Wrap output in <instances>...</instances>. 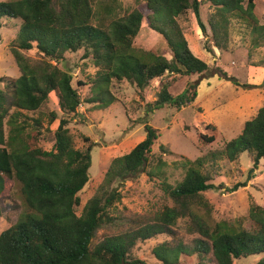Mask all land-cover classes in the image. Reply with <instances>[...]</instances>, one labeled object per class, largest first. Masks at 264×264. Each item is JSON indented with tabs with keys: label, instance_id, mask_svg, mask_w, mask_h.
Masks as SVG:
<instances>
[{
	"label": "trees",
	"instance_id": "16d2710c",
	"mask_svg": "<svg viewBox=\"0 0 264 264\" xmlns=\"http://www.w3.org/2000/svg\"><path fill=\"white\" fill-rule=\"evenodd\" d=\"M204 5L213 10L206 22L201 16ZM255 10L256 0H137L132 10L120 0L0 2V20L22 22L10 46L20 76L0 78L5 86L0 88V200L15 189L23 206L17 223L0 234V264H146L132 257L136 244L158 235H172L179 219L191 217L199 238L192 247L179 239L175 246L164 243L155 248L161 263L189 264L187 259L196 256V264H234L260 256L255 264H264V206L253 203L246 217L237 218L233 224L222 221L212 226L200 222L193 211L212 212L203 193L216 189L213 180L221 160L233 163L247 152L253 158L248 177H255L253 171L264 160V104L224 149L185 161L186 174L175 187L163 173L147 170L160 135L145 123V139L130 153L113 159L95 194L78 212L82 206L79 194L90 180L93 145L83 151L75 148L69 125L83 100L70 71L60 67L68 53L83 51V59H91L98 71L88 84L78 81L77 85H89L93 96L87 102L103 109L117 99L111 92L114 81H127L143 94L152 81L165 77L150 111L168 105L181 110L198 98L200 80L210 66L194 55L179 20L192 12L206 39L205 50L214 55L213 47L229 51L234 21L258 24ZM144 20L164 38L171 59L166 57V50L155 53L135 47ZM33 50L40 59L27 55ZM251 66L264 68V62ZM192 77L201 79L175 96V83ZM52 93L63 116L48 114L44 126L41 110ZM36 113V117L30 116ZM57 120L59 126L52 131L51 125ZM207 130L211 135L201 139L213 144L216 129L208 126ZM45 133L54 136L51 150L40 145ZM143 172L162 180V189L173 206L157 212L152 224L94 245L97 233L116 221L111 211L122 200L123 188L115 184ZM9 182H13L11 187ZM242 185L236 184L229 191H237Z\"/></svg>",
	"mask_w": 264,
	"mask_h": 264
},
{
	"label": "rangeland",
	"instance_id": "374dc122",
	"mask_svg": "<svg viewBox=\"0 0 264 264\" xmlns=\"http://www.w3.org/2000/svg\"><path fill=\"white\" fill-rule=\"evenodd\" d=\"M8 1L12 0H0ZM120 1L130 10L137 6V0ZM211 11L213 10L209 5L202 7L201 16L204 22ZM255 14L259 19L257 25L249 26L234 21L230 30L229 51L222 52L213 47L214 55L205 50L206 39L194 14L190 12L179 20L194 55L210 66L202 79L192 77L187 81L186 78H180L175 83L173 93L177 96L188 84L201 79L198 98L181 110L168 105L160 110L150 111L149 106L154 104L165 77L152 81L143 94L127 81H114L111 92L117 99L111 106L103 109L90 104L87 102L93 96L90 86H80L77 82L88 84L89 78H94L98 69L91 59H83V51L66 55L67 60L60 67L70 71L73 85L79 90L83 100L78 114L71 119L70 134L77 150L83 151L93 145L90 180L79 194L82 206L78 212L95 194L113 159L130 153L145 139V123L154 127L160 135L153 146L151 164L147 170L163 173L167 182L174 187L186 174L183 166L185 161H194L211 150H222L228 142L241 134L245 123L254 118L264 104V69L251 66L264 62V0H256ZM21 23V20L15 19L0 20V78L7 77L12 80L20 76L10 46L16 39ZM208 43H211V34ZM134 45L155 53L166 50V57L172 58L164 38L150 29L146 20L143 21ZM27 55L31 59H40L37 50ZM0 88H5L4 82L0 83ZM52 112L58 114L59 118L63 116L54 93L41 110L45 115L44 126L48 124L47 117ZM30 116L36 117L37 113ZM58 126L59 120L51 125V130L55 131ZM208 126L216 129V141L213 144H207L201 139L203 135H211L207 130ZM85 138H89L90 142H86ZM53 144V134L45 133L40 143L42 148L51 150ZM218 165L217 176L213 180L216 189L203 193L213 207L212 212L208 214L202 209L193 208L194 214L201 219L200 222L211 226L222 221L233 224L237 218L248 215L253 203L264 206V160L253 171L255 177L252 180L248 176L253 169V158L247 152L236 162L223 159ZM161 181L160 178L152 179L143 172L125 182L116 183L115 187L123 188L122 200L111 211L116 221L101 229L93 244L152 224L157 212L165 206L172 207L173 201L164 193ZM236 184L243 185L231 193L229 190ZM12 185L13 182H9V186ZM0 207L1 234L17 223L23 209L21 198L15 189L3 194ZM172 232V235H158L147 241H139L132 250V257L146 264H163L155 256V248L164 243L175 246L179 239L192 247L199 238L198 227L192 217L179 219ZM259 260L260 256H252L237 260L234 264H255ZM187 261H190L189 264H196L197 258L193 256Z\"/></svg>",
	"mask_w": 264,
	"mask_h": 264
},
{
	"label": "crops",
	"instance_id": "0c3cea01",
	"mask_svg": "<svg viewBox=\"0 0 264 264\" xmlns=\"http://www.w3.org/2000/svg\"><path fill=\"white\" fill-rule=\"evenodd\" d=\"M260 69H264V68H260Z\"/></svg>",
	"mask_w": 264,
	"mask_h": 264
}]
</instances>
